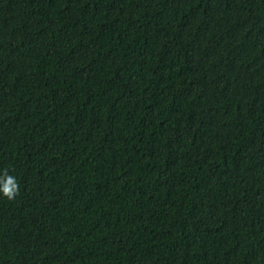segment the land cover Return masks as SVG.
I'll list each match as a JSON object with an SVG mask.
<instances>
[{"label": "trees", "instance_id": "1", "mask_svg": "<svg viewBox=\"0 0 264 264\" xmlns=\"http://www.w3.org/2000/svg\"><path fill=\"white\" fill-rule=\"evenodd\" d=\"M0 264H264V0H0Z\"/></svg>", "mask_w": 264, "mask_h": 264}, {"label": "clouds", "instance_id": "2", "mask_svg": "<svg viewBox=\"0 0 264 264\" xmlns=\"http://www.w3.org/2000/svg\"><path fill=\"white\" fill-rule=\"evenodd\" d=\"M12 186H13V188H15V184H13ZM3 192H4V194L7 195L9 198H11L12 195H13V193H12L11 191H9V189H8L7 187H5V188L3 189Z\"/></svg>", "mask_w": 264, "mask_h": 264}]
</instances>
